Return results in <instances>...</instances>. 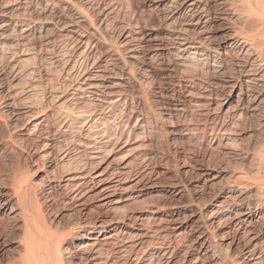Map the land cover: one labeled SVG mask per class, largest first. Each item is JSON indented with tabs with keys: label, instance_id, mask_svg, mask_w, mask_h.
Segmentation results:
<instances>
[{
	"label": "bare ground",
	"instance_id": "bare-ground-1",
	"mask_svg": "<svg viewBox=\"0 0 264 264\" xmlns=\"http://www.w3.org/2000/svg\"><path fill=\"white\" fill-rule=\"evenodd\" d=\"M127 1L122 21L124 0H0V255L18 248L0 264H264V0ZM161 145L181 186L231 184L188 229L157 206L110 217L164 175ZM241 151L248 170L203 162Z\"/></svg>",
	"mask_w": 264,
	"mask_h": 264
},
{
	"label": "rangeland",
	"instance_id": "rangeland-1",
	"mask_svg": "<svg viewBox=\"0 0 264 264\" xmlns=\"http://www.w3.org/2000/svg\"><path fill=\"white\" fill-rule=\"evenodd\" d=\"M132 1H135V3L138 4V5H142L143 4V0H141L142 2L139 1V0H132ZM124 2H125V4L129 3V1H127V0H124ZM130 9H131V7H130L129 4L127 5V8H126V5H125L124 10L121 11L118 14V18L120 20L122 19V21H126L127 19H129V17L132 16V10H130ZM121 14H122V16H121ZM144 16H145V14H144ZM34 60H35L34 58H32V59L30 58L28 60L30 63L27 61L28 62V66L33 65L36 62V60L35 61ZM26 63H25V66L27 67ZM144 83H146V84H143V89L146 87L145 90L149 92L152 89V86H153L152 82L150 80H147ZM134 91H133V93H136V91L135 92ZM1 101H2V99H0V107H1ZM1 128H2L3 131L1 130ZM0 130H1L0 134H2L1 132H3V133L5 132V129H4V127L2 125L0 126ZM242 135L240 136V138H241V142L243 144H252L253 143V141H254L253 138L255 139L254 136L249 137L248 136V132H244ZM199 147L200 146L198 144H195L192 147L193 149L190 150L191 152H189V155L194 154L193 156L197 155L198 157H200L202 155V151L203 150L200 149ZM165 150L166 149H164V147L162 145L159 146L160 154H161V152H163L160 156L162 158H164V156H165V158L164 159L161 158L162 160H161V162H159L160 165L165 168V173H164L163 176H161L160 180L158 181L159 183L157 182V183H155L156 185L150 186L149 188L147 186H144L143 189L137 190L138 194H139L137 196L138 199L136 198L135 199L136 201L134 200L133 203L132 202H130V203L129 202H123L122 203V208L119 211H117L119 214H117V212H115V214H110V217L111 216L112 217L116 216V218H118V216L122 217L124 214L128 213L131 210V208H132V210H140V209H145L146 207L157 206V207H159L160 212L163 213V214L164 213H168V212H172V210H173L175 212V217L178 218L181 221H184V225H186L187 226L186 229H188L195 222L200 221V220H204L206 218V215H208V213H210L211 211H213L216 208V204L217 205L221 204L224 201V199L226 198V194H227L228 188L231 185L229 183V181H227V179H226L227 175L224 176V177L221 176V177L215 178L211 182L208 181L209 178H211L210 177L211 175H209L208 177H203L200 180H194V178L192 179L191 177L187 176V177L183 178L185 180V182H184L185 183V187H183V186H181V182L179 183V181H178L179 180V176H178V173H176L177 169L179 171V164L176 163L171 158H169L168 156L164 155L166 153ZM200 150H201V152H200ZM14 153H16V154H14ZM239 153H238V156H236L234 158H229V157H226V156L221 155V154L214 155V157L211 156V158H208L207 156L204 155L205 159L203 160V162L206 161L204 164L207 163L206 165H209L210 167H213L212 165H214V164L217 165V163H218V165H225L226 164L225 166H227V168H228L227 170H232L233 168H235V169L237 168L238 170H243V168H244V170H248L249 169L248 160L242 158L243 155H244V153L242 151L239 152ZM10 154L12 155V152ZM18 154H19V157L21 159V162H23L24 161V157H26L25 153L23 151H21V149H17L15 151H13V155H18ZM223 157H224V159H223ZM166 158H168L167 159L168 162H167ZM235 158H236V160H235ZM211 159H212V161H211ZM216 159H218L219 161L216 160ZM170 161L173 162V165H172V163ZM210 161H211L212 165L210 164ZM228 161H230V162H228ZM165 162H167V163L165 164ZM191 164H193V163L191 162ZM238 164H239V166H238ZM170 165H171V167H170ZM215 165H214V167H216ZM240 166H241V168H240ZM27 167H28L27 169H29L31 166L30 167L27 166ZM32 167H34V166H32ZM168 168L170 170H168ZM174 169H176V171ZM32 171H31V175L34 176L35 172H32ZM40 171L41 170H39V173H42ZM210 171H212V170H210ZM212 173H213V171H212ZM204 180H205V182H204ZM220 180H221V182H220ZM203 182L207 183L208 186L203 189V191L201 192L199 198L195 199L192 196V190H193L192 188H193V186L195 184H198L199 186H201L203 184ZM222 182H223V184H222ZM175 188H177V190L173 191ZM181 189L184 190L185 192H183ZM177 191H179V192L177 193ZM192 199H193V201H192ZM202 203L206 204V208L205 209L202 208L203 207ZM129 206L131 208H129ZM58 207H59V209L61 208V210L57 209ZM58 207H55L53 209V212L50 213V215L48 214V218L50 217L49 219L51 221H53L57 226H66L67 225V227H69V226H72V225L76 226L77 223L78 224L80 223L79 222L80 220L78 219L75 210H73V209L72 210H66V209L62 208L61 206H58ZM91 207L92 206H89V208H91ZM198 208H199V210H198ZM191 213H194V215L191 216L190 215ZM200 215H201V217H200ZM91 217H92V215H91ZM203 217H204V219H203ZM90 218L88 216L87 220L90 221L91 220ZM106 219H104V220H106ZM109 219H107V221ZM105 223H108V222H105ZM14 246H15V244H8V246L5 248L4 253L0 255V260L2 262H5L8 259V255L9 254H10L9 257L11 255H15L16 254L18 248L16 246L15 247ZM5 257H6V259H5ZM64 258H66V255H64ZM151 263L155 264L153 262H151ZM145 264H150V263L146 262Z\"/></svg>",
	"mask_w": 264,
	"mask_h": 264
}]
</instances>
